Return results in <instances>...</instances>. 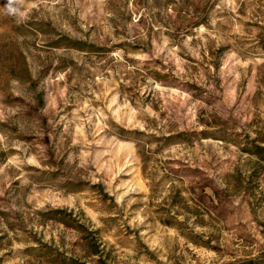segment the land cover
Instances as JSON below:
<instances>
[{
    "label": "rangeland",
    "instance_id": "rangeland-1",
    "mask_svg": "<svg viewBox=\"0 0 264 264\" xmlns=\"http://www.w3.org/2000/svg\"><path fill=\"white\" fill-rule=\"evenodd\" d=\"M0 0V264H264V0Z\"/></svg>",
    "mask_w": 264,
    "mask_h": 264
},
{
    "label": "clouds",
    "instance_id": "clouds-1",
    "mask_svg": "<svg viewBox=\"0 0 264 264\" xmlns=\"http://www.w3.org/2000/svg\"><path fill=\"white\" fill-rule=\"evenodd\" d=\"M11 4H12V0H9L8 8H9L10 11L14 14L15 10L11 8Z\"/></svg>",
    "mask_w": 264,
    "mask_h": 264
},
{
    "label": "trees",
    "instance_id": "trees-1",
    "mask_svg": "<svg viewBox=\"0 0 264 264\" xmlns=\"http://www.w3.org/2000/svg\"><path fill=\"white\" fill-rule=\"evenodd\" d=\"M258 150H259V151H264V149H261V148H259V147H256V148H255V152H254L253 154H258V152H257Z\"/></svg>",
    "mask_w": 264,
    "mask_h": 264
}]
</instances>
